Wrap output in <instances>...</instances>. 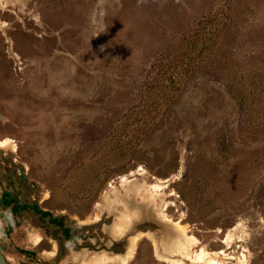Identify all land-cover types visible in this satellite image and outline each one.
<instances>
[{
    "label": "rangeland",
    "instance_id": "1",
    "mask_svg": "<svg viewBox=\"0 0 264 264\" xmlns=\"http://www.w3.org/2000/svg\"><path fill=\"white\" fill-rule=\"evenodd\" d=\"M0 141L82 235L0 203L7 264H264V0H0Z\"/></svg>",
    "mask_w": 264,
    "mask_h": 264
},
{
    "label": "trees",
    "instance_id": "2",
    "mask_svg": "<svg viewBox=\"0 0 264 264\" xmlns=\"http://www.w3.org/2000/svg\"><path fill=\"white\" fill-rule=\"evenodd\" d=\"M13 202V199H8L7 200V204L8 205H11ZM20 206L19 205H14L12 208H11V211L13 213H17L18 210H19ZM24 209H27V208H31L33 209L36 213L40 214L42 217H49V220L51 223H54L56 225H58L61 229V231L63 232L64 236H65V239L68 240L69 242L71 241H77L78 239L82 238V235H76V234H73L71 232V228L66 226L65 223H64V220L60 217H55L54 215H52L51 212L49 211H44L43 209H41L39 207L38 204H35L33 206H30V205H25L23 207ZM21 252L25 253H32L30 251H26L24 249L21 250Z\"/></svg>",
    "mask_w": 264,
    "mask_h": 264
},
{
    "label": "flooded vegetation",
    "instance_id": "3",
    "mask_svg": "<svg viewBox=\"0 0 264 264\" xmlns=\"http://www.w3.org/2000/svg\"><path fill=\"white\" fill-rule=\"evenodd\" d=\"M8 199H13V202H12L11 205H8V204H7V200H8ZM0 203H1L3 206H5V207H10V206H11V208H12L14 205H19L20 208H19V210H18L17 213H21V211H24V210H28V209H30V208L24 209L23 207H24L25 205H30V206L35 205V204L31 205V204H28V203H21V202L19 201L18 197H17L16 195H14V194H13L12 192H10V191H4V192L2 193ZM55 217H57V216H55ZM49 221H50V220H49ZM52 224L55 225V226H58V225H56V224H54V223H52ZM58 227H59V226H58ZM59 228H60V227H59ZM60 230H61V229H60ZM64 237H65V236H64ZM77 241H78V240H77ZM24 250L32 252V253H27V252L24 253L25 255H27V256H28L29 258H31V259H32L34 256L37 255V252L34 251V250H29V249H24ZM22 253H23V252H22ZM5 257H6V256H5ZM6 259H7V258H6Z\"/></svg>",
    "mask_w": 264,
    "mask_h": 264
},
{
    "label": "water",
    "instance_id": "4",
    "mask_svg": "<svg viewBox=\"0 0 264 264\" xmlns=\"http://www.w3.org/2000/svg\"><path fill=\"white\" fill-rule=\"evenodd\" d=\"M0 264H7V259L1 249H0Z\"/></svg>",
    "mask_w": 264,
    "mask_h": 264
},
{
    "label": "bare ground",
    "instance_id": "5",
    "mask_svg": "<svg viewBox=\"0 0 264 264\" xmlns=\"http://www.w3.org/2000/svg\"><path fill=\"white\" fill-rule=\"evenodd\" d=\"M9 141V140H8ZM10 144V143H9ZM0 146L1 147H7V143L5 141H0Z\"/></svg>",
    "mask_w": 264,
    "mask_h": 264
}]
</instances>
